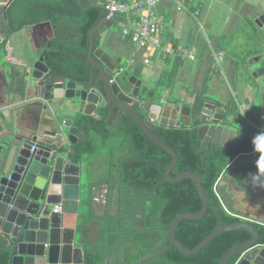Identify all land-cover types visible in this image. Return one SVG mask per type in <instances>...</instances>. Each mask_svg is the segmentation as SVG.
I'll use <instances>...</instances> for the list:
<instances>
[{
  "label": "trees",
  "instance_id": "trees-1",
  "mask_svg": "<svg viewBox=\"0 0 264 264\" xmlns=\"http://www.w3.org/2000/svg\"><path fill=\"white\" fill-rule=\"evenodd\" d=\"M102 0H13L4 11L6 24L3 29L10 36L26 27L49 22L55 32V39L46 49L44 63L49 68V74L59 75L77 82L88 81L91 64L87 53L89 34L102 19ZM73 30V39L66 37L64 31ZM100 30H98L99 32ZM6 40L0 44L3 56ZM98 40L94 39V49ZM179 59L169 60L156 87L151 90L143 88L144 92L152 93L153 99L159 101L164 92H172L175 78L182 65ZM96 74V70H94ZM214 68L211 66L204 77L200 94L190 106L193 118L190 127L164 128L158 127L154 135L169 146L177 155V163L170 172L171 178H176L184 172L203 176L201 186L205 194L214 200L209 203L205 216L197 221H182L179 223L175 238L184 248L194 249L206 236L218 228L219 216L223 225L247 222L252 224L258 233V245H264V224L249 222L230 211L223 205L216 192V183L223 173H231L242 179L264 186V174H259L256 162L249 158L258 156L254 150L253 138L257 131L243 130L238 140L230 147L210 144L200 150L198 139L199 116L205 102H213L208 96V85ZM229 115H233L236 106L229 102L225 106ZM100 120L91 116H75V127L82 130L85 139L78 141L69 154L72 162L77 163L87 157H97L106 160L109 172L99 181H84L81 185V213L79 227H88L92 222L100 223L103 232L101 242L81 244L84 264H139L143 259L157 253L168 245L167 236L156 248L136 247L133 241L137 229L131 218H125L122 213L113 216L109 213L110 205L102 215L95 214L93 189L101 184H111L109 200L114 189V183L119 181L122 186H129L127 173L131 174L140 186L152 188L164 177L165 167L171 162L170 156L154 144L136 125L130 115H124L118 127L107 124V113L98 111ZM123 153L119 156V152ZM128 158L151 159L155 162H136L125 168ZM258 159V157H257ZM116 173H119L118 180ZM122 192V191H121ZM157 201V211L165 222L164 229L180 214H198L202 208L201 200L188 179L175 184L164 183L151 191ZM126 197L121 193V203ZM127 200V199H126ZM147 206V205H145ZM252 238L248 231H228L222 233L207 244L198 253L185 256L174 247L159 258L146 264H218L222 256L232 248ZM133 240V241H132ZM239 255L234 256L228 264H236ZM9 263V251L0 248V264Z\"/></svg>",
  "mask_w": 264,
  "mask_h": 264
},
{
  "label": "water",
  "instance_id": "water-1",
  "mask_svg": "<svg viewBox=\"0 0 264 264\" xmlns=\"http://www.w3.org/2000/svg\"><path fill=\"white\" fill-rule=\"evenodd\" d=\"M12 1L9 0L7 6ZM102 10L101 21L89 34V80L77 82L49 74V68L44 63L46 52H43L31 64V72L27 74V78L31 79L28 88L33 92L32 97L38 99L42 109L53 117L71 107H78L85 116L105 111L107 124L117 127L124 115H130L144 135L171 158V162L165 167L164 180L153 189L163 183L175 184L184 179L192 182L201 200L200 212L196 215H178L168 225V245L139 264L159 258L172 247L182 255H194L217 236L235 230L248 231L252 238L226 252L218 264H228L236 255L240 256L237 264H264V245H258L257 230L247 222L223 225L217 215L218 228L194 249L184 248L176 240L175 232L179 223L202 219L209 203L214 204V200L205 194L201 186L203 176L184 172L176 178L170 177V172L177 163V155L153 131L157 125L168 128L190 127L195 119L187 103H171L162 99L153 101V94L145 95L141 81H136L134 77H119L111 82L112 74L115 70H120L121 62L101 48L94 49L93 41L98 36V30L110 29L121 18L106 21L103 7ZM255 24L264 35V10ZM245 67L254 79L264 81V66L256 72H250L252 67L249 62L245 63ZM94 70L97 72L95 77ZM257 98L260 109L262 102L258 93ZM226 112L214 102L204 103L198 118L200 150L212 143L230 147L237 142L238 135L230 130V116ZM62 128L67 129V139L72 146L85 139L82 130L77 129L70 119L62 121ZM35 141L34 138L27 140L10 136L9 143H1L4 150L0 152V248L9 251L8 264H76L72 256L74 248L81 246L79 235L82 228L78 225L81 213L82 164L81 161L75 164L70 158H66V155L58 151L60 148L52 147L53 144ZM73 168L77 170L73 171ZM54 206L59 208L57 213L53 211ZM67 216L77 219L75 227L65 226L64 218ZM79 264H84V260Z\"/></svg>",
  "mask_w": 264,
  "mask_h": 264
},
{
  "label": "crops",
  "instance_id": "crops-1",
  "mask_svg": "<svg viewBox=\"0 0 264 264\" xmlns=\"http://www.w3.org/2000/svg\"><path fill=\"white\" fill-rule=\"evenodd\" d=\"M8 2L0 0V44L6 40V55L3 56L0 50V152L4 150L1 143H9L12 136L53 144L54 149L60 148L58 151L70 158L69 154L74 151L67 139V129L62 128V121L70 119L75 123V116L85 115L78 107H71L53 117L42 109L28 88L30 66L51 46L55 32L49 22H44L8 36L3 29ZM180 4L186 10L179 9ZM263 10L264 0H160L156 12L163 19L172 42L196 49L194 61L182 62L172 92H164L161 99L171 103L182 101L191 106L200 94L207 70L212 66L214 72L207 94L225 111L229 102L236 106L235 113L229 115L230 130L235 125L239 134L244 129L264 132V81L254 79L245 67L249 62L250 72H256L264 66V35L255 24ZM195 11L200 14L197 20L191 14ZM64 32L66 37L70 35L73 39L72 29ZM95 39L98 40L96 48L103 49L126 67L124 79L134 77L147 90L156 87L167 62L154 58L144 65L142 56L132 60L134 44L121 38L117 23L110 29L100 30ZM217 53L223 54L222 57H217ZM122 58L128 65L122 63ZM257 93L262 102L260 109ZM91 117L100 120L98 112ZM81 164V184L87 180L99 181L109 172L106 160L97 157L81 159ZM104 188L105 184H101L93 189L95 212H102ZM216 192L223 205L237 216L264 224V186L226 172L218 179ZM64 219L65 226H76L77 219L69 216ZM84 230L79 235V243H91L87 241ZM72 258L76 264L84 260L82 245L74 248Z\"/></svg>",
  "mask_w": 264,
  "mask_h": 264
},
{
  "label": "built area",
  "instance_id": "built-area-1",
  "mask_svg": "<svg viewBox=\"0 0 264 264\" xmlns=\"http://www.w3.org/2000/svg\"><path fill=\"white\" fill-rule=\"evenodd\" d=\"M159 2L160 0H102L101 5L104 8L106 21H113L116 17L121 18V21L117 23L121 38L132 41L134 44L132 60L142 56L144 65H148L154 58L163 63L173 59H179L183 63L194 61L196 49L175 45L172 37L166 33L164 21L156 12ZM179 6V9L186 10L181 4ZM191 14L196 20L200 16L198 11ZM216 55L222 57L223 54ZM125 70L126 67L123 66L120 70H115L111 82L117 80ZM53 211L57 213L59 208L54 207Z\"/></svg>",
  "mask_w": 264,
  "mask_h": 264
},
{
  "label": "flooded vegetation",
  "instance_id": "flooded-vegetation-1",
  "mask_svg": "<svg viewBox=\"0 0 264 264\" xmlns=\"http://www.w3.org/2000/svg\"><path fill=\"white\" fill-rule=\"evenodd\" d=\"M124 73L125 72H122L119 75V77H123ZM149 94L150 93L145 92V95H149ZM153 101L157 102V100L155 99H153ZM158 127H162V126L157 125L155 129ZM164 128H168V127H164ZM216 145H219V144L216 143ZM122 153L123 151H120L119 156ZM139 161H142V162L151 161V162H155L158 165H160V163L156 162L155 160H151V159L128 158L127 160H125L124 166L126 168L130 164H133ZM123 171L128 176V179L130 182L129 186L128 187L122 186L119 181L115 182L113 184L114 189L111 193V198L109 200V190L111 188V184H105L106 188H104L103 198L101 202L103 209L101 213L95 212V214L97 215L99 213V215H102L103 213L106 212L108 205H110L109 213L111 215L116 216L119 213H122V215L125 218L128 217L132 219L133 224L135 225V228L137 229V233L134 234L135 241L132 240L136 244L133 246V248H136L137 246L140 248H156L159 246V244L163 242L164 236H167V239H168V235H167L168 226H167V230H165L164 225H166V223L162 222V215L159 211H157V208H158L157 201L158 200L155 202L156 197L154 194L151 193L152 190L154 191L153 189L154 186L151 189L148 187L140 186L131 174L127 173L125 169ZM115 175L117 176L119 180L120 179L119 173H116ZM163 180H164V177L157 184H159ZM121 193L124 194V196L127 199V200L125 199V201H123L122 203L120 200ZM100 227H101L100 223L97 221H94L88 227L86 228L83 227L81 230V234L83 232V229H85L84 231H86V239L88 242H91V243L101 242L104 235Z\"/></svg>",
  "mask_w": 264,
  "mask_h": 264
},
{
  "label": "clouds",
  "instance_id": "clouds-1",
  "mask_svg": "<svg viewBox=\"0 0 264 264\" xmlns=\"http://www.w3.org/2000/svg\"><path fill=\"white\" fill-rule=\"evenodd\" d=\"M240 111L243 112L244 110L241 109ZM231 127H232L233 133H236L237 135H239V129L236 128L235 125H232ZM252 144L254 146V150L260 153L256 161V167L258 169V173L264 174V132L257 134L253 138Z\"/></svg>",
  "mask_w": 264,
  "mask_h": 264
},
{
  "label": "rangeland",
  "instance_id": "rangeland-1",
  "mask_svg": "<svg viewBox=\"0 0 264 264\" xmlns=\"http://www.w3.org/2000/svg\"><path fill=\"white\" fill-rule=\"evenodd\" d=\"M122 63H124V65H128V62H127V60L125 59V58H122ZM257 155L256 156H252V157H250L249 159L252 161V162H256L257 161Z\"/></svg>",
  "mask_w": 264,
  "mask_h": 264
}]
</instances>
